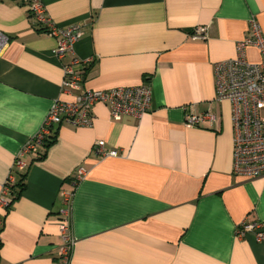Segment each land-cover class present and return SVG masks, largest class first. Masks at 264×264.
I'll use <instances>...</instances> for the list:
<instances>
[{
    "label": "crops",
    "instance_id": "crops-1",
    "mask_svg": "<svg viewBox=\"0 0 264 264\" xmlns=\"http://www.w3.org/2000/svg\"><path fill=\"white\" fill-rule=\"evenodd\" d=\"M59 28L80 25L72 55L36 28L17 0H0V188L19 152L41 129L72 59L83 90L147 86L148 112L111 119L102 104L91 128L62 124L54 141L13 171L16 197L0 210V264H58L57 223L70 195V264H264V241L237 237L264 225V176L232 173L228 101L215 102L214 65L235 57L250 20L264 38V0H40ZM206 39H194L196 28ZM250 63L261 60L246 49ZM210 112L215 122L185 126ZM103 143L105 155L93 152ZM116 152V157L106 155ZM82 168L78 180L76 171ZM23 187V189L21 188Z\"/></svg>",
    "mask_w": 264,
    "mask_h": 264
},
{
    "label": "built area",
    "instance_id": "built-area-1",
    "mask_svg": "<svg viewBox=\"0 0 264 264\" xmlns=\"http://www.w3.org/2000/svg\"><path fill=\"white\" fill-rule=\"evenodd\" d=\"M25 6L33 25L43 29L56 40L54 55L58 60L72 55L74 44L83 35L80 25L66 28L56 27L46 15L40 0H17ZM194 39H206V29L198 27L193 33ZM9 44V38L0 33V61ZM256 48L261 56L258 63H250L246 58V49ZM80 63L72 59L62 66V91L78 95L71 102L55 101L47 112L40 131L30 139L16 157L12 171L0 188V210L6 209L11 189L15 183L13 171L25 169L22 159L36 154L43 140L53 132L57 125L91 128L93 125L92 109L96 104L105 105L113 121L118 122L123 116L140 120L149 110L151 91L145 85L135 87H117L109 90H83L82 76L74 69ZM215 102L228 101L231 106L233 128V166L232 173L241 178L256 179L264 176V38L259 25L250 20L247 35L235 45V57L214 65ZM215 122V116L206 112L199 116L188 115L185 126L196 127L201 123ZM93 152L105 155L103 143L95 144ZM106 155L116 157V152ZM84 170L76 171L80 180ZM66 206L59 212L57 223L61 244L58 247V264H70L75 240L70 227V195L61 194ZM1 222V218H0ZM252 233L256 241H264V225L261 222L242 223L236 231L237 237Z\"/></svg>",
    "mask_w": 264,
    "mask_h": 264
},
{
    "label": "trees",
    "instance_id": "trees-1",
    "mask_svg": "<svg viewBox=\"0 0 264 264\" xmlns=\"http://www.w3.org/2000/svg\"><path fill=\"white\" fill-rule=\"evenodd\" d=\"M39 30L44 31L43 29H39ZM53 134H54V132H52V134H50L48 137H46L43 140V142L41 143V147H43V148L46 147L47 148L54 141V139H53L54 135ZM14 185H15V183H14ZM14 185H13V187L11 189V196H10L9 200H11L13 197H16L18 195V194L16 195V193H15ZM21 188L23 189V187H21ZM9 202H8V205H9ZM7 208H8V206H7Z\"/></svg>",
    "mask_w": 264,
    "mask_h": 264
}]
</instances>
